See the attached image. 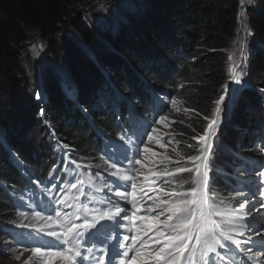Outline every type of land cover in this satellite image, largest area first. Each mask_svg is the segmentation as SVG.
Instances as JSON below:
<instances>
[{"label": "trees", "instance_id": "1", "mask_svg": "<svg viewBox=\"0 0 264 264\" xmlns=\"http://www.w3.org/2000/svg\"><path fill=\"white\" fill-rule=\"evenodd\" d=\"M89 1L87 9H78L81 1L70 11L76 6L69 0H0V222L18 218L27 206L25 192H45L56 165L55 139L84 163L97 158L90 120L106 132L114 121V115L95 110L97 96L108 89L135 96L144 82L172 90L182 106L164 113L167 134L158 143L166 152L161 157H168L162 164L168 191L193 187L195 162L189 157L197 154L208 120L216 118L215 101L225 88L233 94L209 154L218 168H206L214 195L228 197L219 175L230 171L244 131L264 126V7L243 0ZM240 24L258 40L248 71L259 93L249 87L236 91L237 82L229 81L226 50ZM30 28L43 33L38 40L44 46L35 47L34 59L26 43ZM32 68L39 74L36 83ZM240 108L245 115L237 118ZM240 151L244 157L259 152L254 146L251 153ZM10 237L0 225V264H26L18 260L22 248L3 251Z\"/></svg>", "mask_w": 264, "mask_h": 264}, {"label": "snow or ice", "instance_id": "2", "mask_svg": "<svg viewBox=\"0 0 264 264\" xmlns=\"http://www.w3.org/2000/svg\"><path fill=\"white\" fill-rule=\"evenodd\" d=\"M229 59H231V57H229ZM233 79H235L237 83L241 82L240 78L235 75ZM226 97H228L227 88H225L224 93L220 95L219 99L215 101L216 118L208 120L204 135L200 137V154L189 157L190 160L195 162V176L191 180L193 187L187 191L164 193L169 199L161 200L159 204H156L154 201L153 206L149 208V212L153 213L152 215L138 216V204L142 203V198L138 201L137 184L131 183L130 190L125 186L127 182L134 180V177L129 174L122 175L120 167L117 166V161L114 160L111 166L116 167V172L111 173V175L117 177V179L111 181L112 188L109 189V191H114L115 197L119 199L113 200L111 197H108L106 202L109 206L106 209L88 207L87 205L82 206V208L77 211H82L87 214L83 217V223L75 222V220L81 219L80 216L65 213L66 220L59 222V226L63 230L56 231L55 229H51L45 234L55 238L57 241H61L62 243L58 245V247H62L63 244H68L70 246L65 250L57 251L52 254L63 260L64 264H81L82 259H84L80 252L82 243L81 238L87 233L93 242L99 240L103 243L104 240L108 238L109 231L114 230L115 226H111L110 228L109 225H103L97 229L96 232H89L88 230L95 228L97 222L100 220H115L116 223L119 224L120 222L117 220V217L122 216L125 221H128L130 219L127 214L129 198H131V221L133 227L128 229V231L135 234L130 237L127 235L123 237L124 241H128L130 238L132 241L131 244L121 243L117 235L116 242L109 249L110 256L114 251L116 257H119V259L115 261V264H185V258L191 261L192 264H196V257L198 255L202 258L206 257L207 264H212L209 253H215L217 246L220 248L226 247L220 239L221 236L224 240L231 241L237 247H243L240 241L234 238L233 233L239 231V221L244 219V217L240 215V212L247 213L251 211V208L255 207V205L250 204L248 197L244 196V202L239 203L238 210L234 209L229 211L228 209L219 208L215 200L209 196L212 183L209 171L204 170L207 167L205 162L209 159L206 153H210L213 150L219 119L221 113L227 107ZM137 119L138 114L130 112V132L133 136L136 135L135 126ZM162 119L164 118L161 117V120ZM144 135L148 136V140L152 139L151 135L147 133H144ZM122 139H129V137L125 134ZM139 143L142 144L143 140H139ZM113 147L119 151V148L123 147V145L114 143ZM261 148L264 149V143L261 144ZM143 151L149 152V149L144 148ZM153 155H155V153H153ZM124 159L129 158L125 155ZM135 163L140 164L141 161L137 159ZM262 167H264V165H262ZM185 171H193V169H176V172ZM152 174L160 175L159 172H153ZM169 175H174V173H169ZM259 177L264 178V171L259 173ZM145 179H147V177H145ZM58 187V185L54 186V188ZM71 187L72 189H77V184L73 183ZM95 191L100 192L102 189L97 187ZM140 191L143 193V189ZM257 191L259 192V187ZM259 194L264 196V192H260ZM252 195H255V193ZM72 198L76 199V197ZM93 199L96 198L93 197ZM121 201H123V203H121ZM99 202L105 203V198H101ZM63 203H67V198L56 199L57 205ZM257 203H261V207H264V202L257 201ZM157 207L159 208V212L155 213L154 210ZM55 215L59 218L61 214L56 212ZM33 216L47 220L50 228L52 224L57 223V221L52 219L51 213L47 216H42L41 213L37 211L33 213ZM89 216L91 219L88 218ZM161 216L164 217L162 221L160 220ZM215 217H219V219ZM137 219H141L145 222L139 227V230H137L135 224ZM251 219L256 221L257 217L254 216ZM120 227H126V225L120 224ZM239 227L259 234L260 230L264 229V223H260L259 228L247 222L243 225H239ZM36 231L39 233L43 232L44 229L41 227L36 229ZM149 233H153V236H149ZM239 234L244 235L242 231H239ZM101 237L104 239H101ZM143 237H149V239L145 240ZM259 239L264 241V235H259ZM149 240L153 243L150 244ZM246 243L252 246V251L257 250L255 240H249ZM259 250L264 251V246ZM31 251L35 257L34 264H39V261L44 255L42 246L32 247ZM88 251L91 252L92 249H88ZM130 253L132 254L130 255ZM77 257H81V259L77 260ZM101 264H103L102 261ZM108 264H114V260L109 259Z\"/></svg>", "mask_w": 264, "mask_h": 264}, {"label": "rangeland", "instance_id": "3", "mask_svg": "<svg viewBox=\"0 0 264 264\" xmlns=\"http://www.w3.org/2000/svg\"><path fill=\"white\" fill-rule=\"evenodd\" d=\"M72 1L71 3H75V6L78 2L82 1L81 7H75L73 10L70 11H74L76 10V8L80 9L83 7V9H87L89 6H91L92 1L89 0H69ZM96 3L99 2L100 0H94ZM244 3H248L250 2L251 4H255L258 6L259 9H261L262 7H264V0H243ZM82 10H80L81 13ZM91 13H93V11H89ZM94 17H96V15H94ZM62 28H65L67 26H61ZM61 28V29H62ZM60 29V30H61ZM66 29V28H65ZM62 31H64V29H62ZM26 34H28V40L26 41V43H29L30 47V52L31 54L29 55V58L34 59V55H36V50L35 47L38 48V51L40 49L41 46H44L43 44V39L42 40H38V38H40V35H43L42 31L38 28H30L26 31ZM61 34V33H60ZM63 34V32H62ZM257 39L256 37L253 35V33L248 30L245 29L244 26L242 24L239 25V32L236 33V35L234 36V38L231 40L227 50H226V57H227V71L229 73V81L232 82L236 81L235 79H233V76H237L240 78V83L236 84V91H239L241 88L244 87H249L251 88L253 91H259L260 89L258 88V86L256 85V83H258L257 79L253 76L250 75L249 71H248V67L250 66L249 64V57L251 54V50L252 48H255L254 46H257ZM32 42L34 44H32ZM75 42V41H74ZM35 51V52H33ZM229 57H231V59H229ZM48 63V62H46ZM31 65H34L33 60L31 61ZM29 69H31L30 65H27ZM41 67V66H40ZM43 69V68H42ZM41 69V71H42ZM40 71V72H41ZM34 70L32 68V72L30 74L31 78H32V83H36L35 80H38V76L39 74H33ZM232 89V88H231ZM232 93L230 95V92L228 91V97H226L227 99V107H226V111H223V117H224V121L226 120L227 116H228V110L230 108V104L234 102V100H231L232 97ZM177 102V103H176ZM171 107L175 110V111H179L181 110L182 106L181 104L176 100V99H172L171 102ZM241 115H245V111L243 109H236L234 111V116L237 118H240ZM167 131V128L165 126H161L158 125L156 128V131L154 132V135L156 136V141L157 143L161 142L162 136H164V132ZM219 132V127L218 130L216 132V137L214 140V143L217 139V133ZM203 135H201L200 137H202ZM200 137L197 140L200 143ZM162 139V140H161ZM126 142L124 140L121 141L120 145H123V147H120V151H125V144ZM172 147V146H171ZM201 147V144H200ZM199 147V149H200ZM122 148V149H121ZM149 149V147H146ZM214 148V146H213ZM155 149L160 153H155V155H153L154 152H150L148 153V156H146V154L144 153V151L142 150V154L140 155L143 159V161L145 163H152L153 161H162L164 159H168V157L166 158H161L159 156H165L166 152L160 150V148L158 147V145H155ZM198 152L196 155H199L200 152ZM236 150V149H234ZM213 151V150H212ZM238 152H240V150H236ZM162 152V153H161ZM144 153V154H143ZM147 153V152H146ZM157 154H159V156H157ZM162 154V155H161ZM210 153H206V155H208L209 157ZM229 155V151L227 152V156ZM128 158L124 164L125 169H121V173L122 171L126 174H129L131 176L134 177V180H132V183H139L140 181H142V176L140 174V168L137 166H133L132 165V160H131V155H128ZM151 160V161H150ZM131 161V163H130ZM208 163V161H206ZM205 162V163H206ZM212 165L216 166L217 163H215V158L211 159ZM14 164H18L16 161H14ZM112 162L109 159H105L104 157L99 158L98 160H96L95 162H89L87 163V166L89 167L88 172L82 176V179L84 180L85 184L90 187L93 188L94 184L97 183V185H99L100 187H103L104 190H106L107 192H110L109 189H111V186L102 180V174L106 173L108 171V169L111 167ZM214 169V168H212ZM94 170H96L94 172ZM127 170V171H125ZM98 175V176H97ZM237 175H240V173H237ZM194 176H195V172H194ZM71 182V183H70ZM73 183V180L70 176L69 172H65V179L63 181H60L58 184L59 186L62 188V192H63V199L67 198V203H63L61 205V209H59V205L56 204V202H50V204L53 207V210L50 212L52 215V219L54 221H57V223L52 224L51 228L48 226V221L44 220V219H40L38 223L34 222L33 224L36 225L37 229L43 227L44 231L40 232L41 236L43 239H48L49 236H47L45 233L48 230L51 229H55L56 231H62L63 229L59 226V222L61 221H65L63 220L64 214L63 211H66L68 213L74 211V215L80 216L81 214H83L82 211H77L78 209L82 208V205L80 206L79 203H77V199H73L72 197L73 194L72 192L69 190V187L71 186V184ZM140 184H137V188L139 187ZM256 187H260V185H262V183L260 182V180H256L255 182ZM138 191V190H137ZM138 193H140V191H138ZM93 197H95L96 199H93ZM101 198H105V203H106V197L103 196H97L95 193H92V191L86 193V201H85V205H89V204H93L95 206H99L103 203H100V199ZM262 202V200H260ZM71 205V206H69ZM255 207L261 205V203H255L254 204ZM84 206V205H83ZM255 207H252V212H253V217H258L259 215H261L262 210H264V207H258L256 209H254ZM58 208V210H57ZM63 210V211H62ZM56 212H59L61 215L59 218L56 217ZM49 214V213H48ZM48 214H44L42 216H47ZM130 216V215H128ZM78 221V220H76ZM105 221V220H104ZM120 224H124L126 225V227H120V224L117 225L114 230H110L109 234H108V238L106 240H104L103 243H101L99 240L93 242V240L91 238L88 239V235L85 237L86 241L83 243H81V247H80V252L82 254V256L84 257L85 260H88L89 264H101V261L104 263L107 262V259L111 258V257H115V252H112V255H109V249L110 247L114 244L113 241L114 239L117 237V235L120 238V242L121 243H126V244H131L132 242L127 243V241L123 240L124 236H128L129 234V220L125 221L124 219H121ZM136 222V221H135ZM260 223H264V221H262L260 219V222L257 223L256 225L260 224ZM8 224L13 225V223L9 222ZM22 223L19 221V226H21ZM123 234V235H121ZM258 235H264V229L260 230V233ZM82 239V238H81ZM101 239H104L103 237H101ZM43 240L42 242L44 243ZM116 242V240H115ZM62 243V242H61ZM60 243V244H61ZM70 245L68 244H63L62 247H58L57 243H53V245L48 246V249L43 250L44 255L42 258V261L47 262V264H64V261L61 260L59 257L53 255L52 253H55L57 251H62L65 250L69 247ZM138 246V245H137ZM264 246V244L260 245V248ZM6 248L11 251H13L12 249L8 248L6 246ZM259 248V249H260ZM88 249H92L91 252L88 251ZM244 249L245 247H241L240 249L237 250V254L234 258H232V261H238L239 260H253L251 257H244ZM259 249L256 250V252L258 254H260L261 256H264V251H260ZM16 252V251H13ZM253 252V251H252ZM132 253H130L131 255ZM25 254L23 253L22 255L18 256V260L20 263L24 262L25 260ZM81 259V257H77L76 258ZM106 259V261H105ZM119 259V257H117V260Z\"/></svg>", "mask_w": 264, "mask_h": 264}, {"label": "bare ground", "instance_id": "4", "mask_svg": "<svg viewBox=\"0 0 264 264\" xmlns=\"http://www.w3.org/2000/svg\"><path fill=\"white\" fill-rule=\"evenodd\" d=\"M177 103V102H176ZM171 104V103H170ZM183 110V109H182ZM181 112V111H180ZM174 113H175V111H174ZM213 118V117H212ZM205 129V128H204ZM166 138V137H165ZM162 140V139H161ZM163 141V140H162ZM162 144V143H161ZM159 147V146H158ZM122 149V148H121ZM123 151V150H122ZM154 153H156V152H154ZM159 153V152H158ZM162 153V152H161ZM160 154V153H159ZM162 155V154H161ZM151 161V160H150ZM98 176V175H97Z\"/></svg>", "mask_w": 264, "mask_h": 264}]
</instances>
